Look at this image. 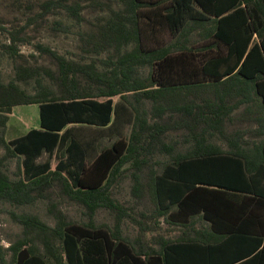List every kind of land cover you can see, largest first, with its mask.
<instances>
[{
  "label": "trees",
  "instance_id": "obj_1",
  "mask_svg": "<svg viewBox=\"0 0 264 264\" xmlns=\"http://www.w3.org/2000/svg\"><path fill=\"white\" fill-rule=\"evenodd\" d=\"M11 5L25 19L0 23L1 54L14 67L12 80L0 79V201L19 206L56 192L90 219L72 221L52 201L54 226L12 213L23 235L0 243V264H264V0ZM60 14L89 26L80 48L107 51L101 65L34 41L43 29H70L49 20ZM162 31L169 41L146 43ZM31 80L34 92L19 84ZM31 104L38 127L7 141L13 108ZM9 158L20 160L15 179ZM127 177L135 205H149L139 218L110 196ZM99 208L113 213L112 227L92 222ZM125 218L138 225L133 240L122 234ZM162 222L174 234L148 238Z\"/></svg>",
  "mask_w": 264,
  "mask_h": 264
},
{
  "label": "rangeland",
  "instance_id": "obj_2",
  "mask_svg": "<svg viewBox=\"0 0 264 264\" xmlns=\"http://www.w3.org/2000/svg\"><path fill=\"white\" fill-rule=\"evenodd\" d=\"M28 2H36L38 0H23ZM13 0H0V23H3L5 26L15 23L17 21L24 22V15L16 11V7L12 6L11 3ZM90 20L97 15L96 13H91L88 11L83 12ZM55 19L62 20L70 26V29L67 32L57 31L52 32L49 29H43L34 41L41 40L44 43L51 46L53 49L58 51L61 54L69 58H74L76 60L89 61L91 59L97 60L99 63L100 60L107 57L108 52L104 51L100 54H86L80 48V34L88 29L86 23L78 24L73 19L67 17L64 14L51 16L50 21ZM3 25V26H4ZM158 42H155L152 39L146 40V43L149 45H158L163 42H167L171 39V35L168 31H162L157 33ZM5 36L0 32V43L5 42ZM22 51L26 54L33 52L32 45H24L21 47ZM2 50L0 48V79L4 82H8L14 78V67L12 60L6 55L1 54ZM39 62L49 65V61L45 58H39ZM100 64V63H99ZM101 65V64H100ZM147 69H142V73L145 74ZM46 83L49 82L47 78L44 80ZM28 92L35 91L34 80L29 81L28 83H19ZM39 125V106L37 104L31 105H17L13 108L12 113L9 116L5 128V138L7 141L19 137L25 134L32 127H38ZM234 128H242L243 125L236 123ZM219 142L218 140H215ZM4 154V148L0 147V157ZM47 158V153L39 160H45ZM161 158L165 159L164 156ZM20 160L17 158H9L5 161V172L9 175L10 178L15 179L20 171ZM55 164V160H53ZM131 179L125 178L117 183L113 188H110V196L116 199L120 204L125 207H134L133 215L136 218L138 217L139 212H149L148 202L144 204L135 205V197L132 195L131 191ZM57 202V207L68 217V219L78 222L85 223L88 222L90 217L88 212L81 205L72 202L66 198H62L56 192H54L50 199L39 198L30 204L25 205H14L9 202L0 201V243L4 247H8L11 243L15 242L17 239L23 235V226L18 223L14 218L12 213H29L38 216L42 221L48 225L54 226L55 218L49 211V203ZM148 214V213H147ZM92 222L99 226H110L114 224V215L106 208H99L92 217ZM161 230L154 231L153 233L147 232L146 236L151 238L152 234L156 233H165L167 230V225L162 222L160 224ZM173 230V229H172ZM166 232L167 234H173V231ZM121 231L123 236L133 240L138 234V225L129 218H125L122 221ZM7 258H10V253H7Z\"/></svg>",
  "mask_w": 264,
  "mask_h": 264
},
{
  "label": "crops",
  "instance_id": "obj_3",
  "mask_svg": "<svg viewBox=\"0 0 264 264\" xmlns=\"http://www.w3.org/2000/svg\"><path fill=\"white\" fill-rule=\"evenodd\" d=\"M178 231H176L175 233H177ZM173 234H174V232H173Z\"/></svg>",
  "mask_w": 264,
  "mask_h": 264
}]
</instances>
